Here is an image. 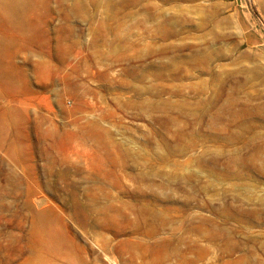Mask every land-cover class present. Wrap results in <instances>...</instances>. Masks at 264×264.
<instances>
[{"label": "rangeland", "instance_id": "374dc122", "mask_svg": "<svg viewBox=\"0 0 264 264\" xmlns=\"http://www.w3.org/2000/svg\"><path fill=\"white\" fill-rule=\"evenodd\" d=\"M8 1L0 264H264V0Z\"/></svg>", "mask_w": 264, "mask_h": 264}, {"label": "bare ground", "instance_id": "6f19581e", "mask_svg": "<svg viewBox=\"0 0 264 264\" xmlns=\"http://www.w3.org/2000/svg\"><path fill=\"white\" fill-rule=\"evenodd\" d=\"M8 7L10 8V10H13V14L16 15L18 14L26 5H27V0H9L7 2ZM210 7V6H209ZM210 10V9H209ZM193 11V9H192ZM201 12V11H200ZM202 14V13H201ZM154 15V14H153ZM189 15V14H188ZM151 16V15H150ZM174 18V17H173ZM213 18V17H212ZM220 21V20H219ZM193 24V23H192ZM200 25L201 27L204 25V21L201 20L200 21ZM174 26V25H173ZM190 31V30H189ZM164 34V33H163ZM172 36V35H171ZM183 47V46H182ZM183 49V48H182ZM198 50V49H197ZM152 50L149 49H143L140 51V55L141 57H147L149 54H151ZM190 53V52H189ZM195 53V52H194ZM193 53V54H194ZM124 54V53H123ZM192 54V55H193ZM194 56V55H193ZM145 59V58H144ZM166 65V64H165ZM168 65V64H167ZM250 129V128H249ZM258 132V131H256ZM246 141V139H245ZM251 144V143H250ZM251 148V147H250ZM264 207V206H263Z\"/></svg>", "mask_w": 264, "mask_h": 264}]
</instances>
